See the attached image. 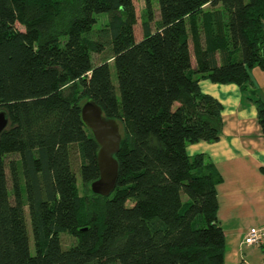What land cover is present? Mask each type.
I'll return each mask as SVG.
<instances>
[{
    "label": "trees",
    "instance_id": "trees-1",
    "mask_svg": "<svg viewBox=\"0 0 264 264\" xmlns=\"http://www.w3.org/2000/svg\"><path fill=\"white\" fill-rule=\"evenodd\" d=\"M142 1L137 40L133 0H0V264H224L221 179L186 146L222 130L200 80L253 90L250 71L264 73V0H155L158 20ZM88 99L121 133L107 198L90 190ZM253 103L264 135V103Z\"/></svg>",
    "mask_w": 264,
    "mask_h": 264
},
{
    "label": "crops",
    "instance_id": "crops-1",
    "mask_svg": "<svg viewBox=\"0 0 264 264\" xmlns=\"http://www.w3.org/2000/svg\"><path fill=\"white\" fill-rule=\"evenodd\" d=\"M251 79L253 90L199 81L200 91L222 106V130L217 142L186 146L188 157L202 155L221 179L216 196L217 220L225 240L224 264H264V250L253 246L242 250L250 228L263 231L259 245L264 247V135L253 103L254 99L264 102L259 85L264 76L257 74ZM255 88H259L258 97Z\"/></svg>",
    "mask_w": 264,
    "mask_h": 264
},
{
    "label": "water",
    "instance_id": "water-1",
    "mask_svg": "<svg viewBox=\"0 0 264 264\" xmlns=\"http://www.w3.org/2000/svg\"><path fill=\"white\" fill-rule=\"evenodd\" d=\"M80 117L98 146L96 159L99 176L90 184V190L95 195L107 198L115 190L118 179V163L115 156L120 148V128L115 120L102 114L100 107L92 99L82 104ZM7 124L5 113L0 111V134Z\"/></svg>",
    "mask_w": 264,
    "mask_h": 264
},
{
    "label": "rangeland",
    "instance_id": "rangeland-1",
    "mask_svg": "<svg viewBox=\"0 0 264 264\" xmlns=\"http://www.w3.org/2000/svg\"><path fill=\"white\" fill-rule=\"evenodd\" d=\"M133 4L135 6V11H136V16H137V24L134 27V33H135L136 39L139 40L142 37L141 14H142V10L144 7V3L142 0H133ZM152 11H153L154 20H158V18H159L158 6H157L155 0L152 1ZM106 22H107V18L105 16L97 17V21H96V24H94V26H93V30L95 31L97 29H100L101 27H103L106 24ZM16 28L18 30H23V28L20 27L19 25H16ZM104 56H105V53H103L101 55H93L94 63L97 64V63L101 62L104 59ZM109 69H110V73H111L112 82H113L114 86H116L115 69H114L113 64L110 63ZM250 73H251L252 78L255 77L257 74L260 76H264V73H262V71L260 69H258L257 67L253 68L250 71ZM261 81H259V85L261 87L260 91L264 97V81L262 79H261ZM255 92H256L257 97H258L259 96V93H258L259 88L258 89L255 88ZM75 175H76L77 184L79 186L78 188L80 190V194H83L84 191L81 187L80 175L78 172H76ZM25 219H26V226H27L28 236H29V249H30V253L33 255L34 254V246H33V240H32L31 228H30V222H29L27 210H25ZM60 240H61V244H62L63 249L69 248L74 243V240L71 237H69L67 234H62L60 236ZM247 247H252V246H247L244 244V247L242 246V250L244 251L245 248H247ZM253 247H257L258 248L257 250H259V251L264 250V247L260 246V245H255Z\"/></svg>",
    "mask_w": 264,
    "mask_h": 264
},
{
    "label": "built area",
    "instance_id": "built-area-1",
    "mask_svg": "<svg viewBox=\"0 0 264 264\" xmlns=\"http://www.w3.org/2000/svg\"><path fill=\"white\" fill-rule=\"evenodd\" d=\"M262 237H263L262 230L250 228L249 230H247L244 236L243 244L247 246L259 245L260 242L262 241Z\"/></svg>",
    "mask_w": 264,
    "mask_h": 264
}]
</instances>
